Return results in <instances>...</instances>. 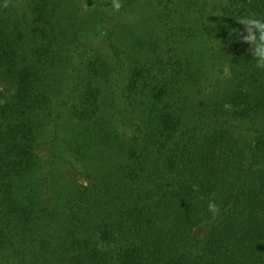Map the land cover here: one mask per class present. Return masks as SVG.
<instances>
[{"label": "trees", "instance_id": "trees-1", "mask_svg": "<svg viewBox=\"0 0 264 264\" xmlns=\"http://www.w3.org/2000/svg\"><path fill=\"white\" fill-rule=\"evenodd\" d=\"M111 5L0 0V264H264V0Z\"/></svg>", "mask_w": 264, "mask_h": 264}, {"label": "clouds", "instance_id": "clouds-1", "mask_svg": "<svg viewBox=\"0 0 264 264\" xmlns=\"http://www.w3.org/2000/svg\"><path fill=\"white\" fill-rule=\"evenodd\" d=\"M111 6L114 11L119 12L122 7V0H112ZM209 14L223 16L219 12H209L205 19ZM236 20L243 26V32L239 34L238 39L249 45L247 52L250 54L251 60L254 61V66L264 71V17L249 14L238 17ZM225 107L230 108L231 105H225ZM207 208L213 217L220 214L221 209L214 201L210 200Z\"/></svg>", "mask_w": 264, "mask_h": 264}, {"label": "rangeland", "instance_id": "rangeland-1", "mask_svg": "<svg viewBox=\"0 0 264 264\" xmlns=\"http://www.w3.org/2000/svg\"><path fill=\"white\" fill-rule=\"evenodd\" d=\"M217 1V0H216Z\"/></svg>", "mask_w": 264, "mask_h": 264}]
</instances>
